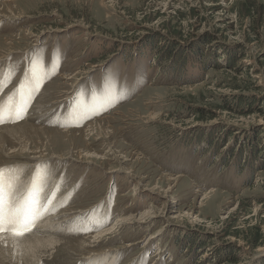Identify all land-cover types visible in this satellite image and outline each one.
Listing matches in <instances>:
<instances>
[{
	"label": "rangeland",
	"instance_id": "374dc122",
	"mask_svg": "<svg viewBox=\"0 0 264 264\" xmlns=\"http://www.w3.org/2000/svg\"><path fill=\"white\" fill-rule=\"evenodd\" d=\"M14 7L0 19V54L11 49L0 60V93L29 100L41 83L24 120L36 116L29 111L40 98L47 117L33 124L49 131L1 132L10 155L0 150V181L16 174L11 206L24 196L36 202L30 209L46 206L22 235L61 240L35 251L38 264L113 255L109 264H264V0ZM62 75L76 79L65 87ZM0 101L10 116L22 108ZM81 108L87 116L72 118ZM116 111L111 128L95 123ZM55 190L64 197L53 203ZM67 208H75L70 226ZM45 220L51 235L34 229ZM111 227L94 253L77 252L75 239Z\"/></svg>",
	"mask_w": 264,
	"mask_h": 264
},
{
	"label": "bare ground",
	"instance_id": "6f19581e",
	"mask_svg": "<svg viewBox=\"0 0 264 264\" xmlns=\"http://www.w3.org/2000/svg\"><path fill=\"white\" fill-rule=\"evenodd\" d=\"M21 1L22 0H9V1H4V3H1L0 4V19L10 20V17L12 18V16H8L7 13L12 15V13L15 11V8H16L14 6L17 3L21 2ZM7 51L9 53H11L10 52L11 49H9ZM7 53L6 54H0V60L4 59L7 56ZM60 78H61V84L66 87V86H70L71 85L70 82H71V80L76 79V75L75 76H73V75H67V76L62 75V76H60ZM44 97L42 98V100L45 102ZM39 100H40V98L36 99L33 108L30 109V111H29L31 113V118H33L34 117L33 116L34 113H36V116L33 119L24 120V122L22 121L23 123H21L20 125H18V124L17 125H12V126L11 125H4V126L0 127V150H4L3 152H5V155H10V154H8L6 148L3 147V143H4L3 139H5V138L2 137L1 132L4 131L8 135H10L9 132H13V131H15V129H17V131L20 133V135H27L29 132H33V133H37L38 134V133H44L45 131H49L47 128L45 129L43 127L35 126L33 124L35 119L39 122V121H41L40 119L47 117V116H45L46 114L44 113L45 109L44 108H40V107H42V105L39 104ZM107 100L109 101L108 98H107ZM94 105H95V109L96 108L97 109L98 108H102V106H100L97 103H94ZM36 108H40V109L36 110ZM3 111H4L3 114H0V118L1 117L9 118L10 117V113L7 110H3ZM39 111H40V115L37 113ZM88 112H89V110H84V109L81 108L80 111H78V112H76V113H74L72 115V118H77V119L83 118V117L87 116ZM118 112L119 111H116L111 116L108 115V116H105L103 118L97 119L95 123H97V124H99L101 126L103 125V127L105 126L106 128H111L112 121L115 119L114 116L117 115ZM125 119L127 120V118H125ZM28 120H32L31 124L27 122ZM120 121H123V120H120ZM92 126H93V124H90L88 127H92ZM53 130L54 131H58L56 129H53ZM84 130L85 129H81L80 131H84ZM60 132H62L65 135L71 134L70 130H63V131H60ZM16 134H17V136L19 135L17 132L13 133L12 135H10L11 138L14 139L15 137H13V136H15ZM44 156L45 155H40L39 157H35L34 159H37V158L38 159H42ZM59 159L64 161L67 158L63 157V156H60ZM30 160H32V158ZM73 160L75 162H78V163H85V160L83 158L80 159L82 161L79 160V157H77V158H75ZM9 166H11V165H8V164L4 165V167H9ZM0 168H2V166H0ZM9 168L11 169V167H9ZM17 168L18 167H16V169ZM22 170H23V168H22ZM7 171H9V170H7ZM15 175L16 174H14V173H12L10 171V173H7V176L5 177L6 179L3 178L0 181V189H2L3 195H4L3 196L4 205H6V208H8V210H15V206H11L12 204H14L13 201H12L13 199H11V198H13L12 194H11L12 193L11 192L12 189H10L8 187L10 184H12L13 188L17 186V182L16 181H12V180H16L17 179ZM10 176H11L12 179L10 178ZM36 180H33V181L26 180V182L30 186V185H33L34 183H36L37 182ZM8 193H10V195ZM215 193L216 192H209L208 194H215ZM14 194H16V191H14ZM60 199H61V196L58 199H56V202H58V200H60ZM74 209L75 208H67V209H64V210L61 211L62 215L70 216V218H68L67 221L65 222L66 223L65 226H67V225L70 226V225L73 224L72 221H74V219H73V217H71V215L74 214V212H73ZM12 218L13 217L7 218V216H6V219L4 220V224H3V227L5 229L9 228L10 225H13ZM51 225H52L51 222H49L48 220H45V221L38 222L35 225L34 229L39 228L40 230L43 231L41 233H46L48 235H51V232H50ZM114 233H115V231H114L113 227H111L109 229H105L102 232H98L95 235L80 236L81 238L75 239V241H74L75 249L81 255H85V256L88 257L89 254L94 253L93 249L95 248L96 245L101 243V241H106L108 239L107 237H110L111 235H114ZM43 235H45V234H43ZM69 240H71V239H69ZM69 240H65V241H69ZM60 241L61 240L52 239V237H48V236L47 237H42V236H40L39 233H35L33 231L30 234H28V235L25 234L24 236H14L8 229H6L5 231L0 232V264H38L40 262V260H39L40 256H42V255H40L39 258H37L38 255L35 254L36 253L35 251L39 250L42 247H48V249L49 248H53ZM69 242L72 243V241H69ZM133 245H134V243H129L128 242V243H125L124 247L125 248H131V247H133ZM92 247H93V249H92ZM70 251H71V249L68 248V252H70ZM52 252H53V250H52ZM114 256L115 255H113L111 257L110 256H105V258L107 257L104 260L105 263H103V261H100V258H98V259L94 260L95 262L93 264H109L110 263L109 261L113 260ZM89 261H90V259H89ZM98 261H100V262L98 263Z\"/></svg>",
	"mask_w": 264,
	"mask_h": 264
},
{
	"label": "snow or ice",
	"instance_id": "6c2138e0",
	"mask_svg": "<svg viewBox=\"0 0 264 264\" xmlns=\"http://www.w3.org/2000/svg\"><path fill=\"white\" fill-rule=\"evenodd\" d=\"M3 207H4L3 191L2 189H0V232L6 230L3 227L4 224ZM26 231H30L29 222L27 221L11 228V232L14 236H22Z\"/></svg>",
	"mask_w": 264,
	"mask_h": 264
},
{
	"label": "trees",
	"instance_id": "16d2710c",
	"mask_svg": "<svg viewBox=\"0 0 264 264\" xmlns=\"http://www.w3.org/2000/svg\"><path fill=\"white\" fill-rule=\"evenodd\" d=\"M205 68V67H204ZM256 241V240H255ZM257 244H255V246H256Z\"/></svg>",
	"mask_w": 264,
	"mask_h": 264
}]
</instances>
